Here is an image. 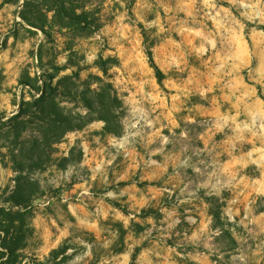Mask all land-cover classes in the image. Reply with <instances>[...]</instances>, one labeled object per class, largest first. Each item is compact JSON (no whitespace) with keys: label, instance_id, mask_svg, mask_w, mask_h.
I'll use <instances>...</instances> for the list:
<instances>
[{"label":"rangeland","instance_id":"rangeland-1","mask_svg":"<svg viewBox=\"0 0 264 264\" xmlns=\"http://www.w3.org/2000/svg\"><path fill=\"white\" fill-rule=\"evenodd\" d=\"M65 1L95 28L51 11L43 31L23 14L42 24L60 0H0V205L23 146L3 122L41 76L78 71L61 100L83 115L110 82L118 133L92 120L38 167L30 128L19 160L40 192L19 264H264V0Z\"/></svg>","mask_w":264,"mask_h":264},{"label":"trees","instance_id":"trees-1","mask_svg":"<svg viewBox=\"0 0 264 264\" xmlns=\"http://www.w3.org/2000/svg\"><path fill=\"white\" fill-rule=\"evenodd\" d=\"M65 0H60V4H53L45 8L42 13L44 23L36 24L23 14V19L29 25L46 31L47 14L54 11L53 18L60 15L62 19L61 27L72 28L78 33L84 29L95 28L91 22L87 25L88 18L86 11L78 13L75 8H68ZM47 12V13H46ZM49 15V14H48ZM73 66L72 62L67 67ZM57 72L51 73L49 76H41L40 84L36 86L31 83V88L36 90L31 99L22 98L19 104V111L3 122V126L9 129L4 130V137L7 141L15 138L14 142H21V153H17L11 149L12 161L15 164L16 172H18L17 183L13 189L8 202V207L0 205V264H19L22 258V250L26 247L28 238L34 233L32 226V218L34 216L33 199L37 193L35 189L38 184V194L40 192L39 181L31 180L23 175L24 168L21 166L19 155L24 153L27 147V136H29L30 128L33 129L31 135L33 146L29 149L30 160L36 159V151H38V167L43 164L44 157L47 161L52 159L53 147L61 142L68 132L78 130L84 124L95 120H103L105 122L104 130L111 134H117L118 130L113 126L116 121L117 106L115 102L118 100L113 95V86L110 82L104 83L100 88L91 89L92 96L82 98L83 107L88 111L87 114L74 113L66 106H63V98L77 99L78 84L76 79H81L78 71L72 74H66L59 77L58 72L63 68L57 67ZM106 71V69H103ZM96 78H102L95 76ZM96 113V114H94ZM96 115V116H94ZM2 120V119H0ZM12 140V143H14ZM13 145V144H12ZM75 147L71 148L70 153L73 154ZM26 156V154H25ZM71 156H63V160L69 161Z\"/></svg>","mask_w":264,"mask_h":264}]
</instances>
